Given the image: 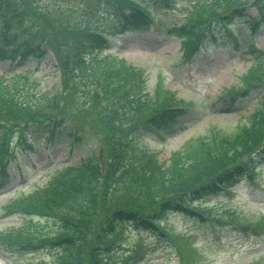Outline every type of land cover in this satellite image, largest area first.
I'll list each match as a JSON object with an SVG mask.
<instances>
[{
  "label": "rangeland",
  "instance_id": "1",
  "mask_svg": "<svg viewBox=\"0 0 264 264\" xmlns=\"http://www.w3.org/2000/svg\"><path fill=\"white\" fill-rule=\"evenodd\" d=\"M39 1L49 12L47 20L52 19V16L59 21L65 19L70 22L75 21L76 15L81 11L80 5L86 2ZM141 1L146 8L156 9L147 0ZM242 1L250 3L253 0ZM169 2L179 11L167 15L154 12L156 31L151 27L126 32L114 38L112 45L102 50L104 55L123 58L133 67L141 68L146 77L147 95L153 96V92L158 90L159 97L162 98L165 91L171 92L176 96L178 105L185 108L184 114L165 130L162 137L135 133L131 119L125 118L121 120V124H115L103 114V101L89 100L91 96L86 92L89 81L83 80L78 86L71 81L63 84L59 76V62L51 49L46 48L47 54L39 60L38 65L36 61H29L23 66L0 62V76L6 74V78L11 77L9 71H15L16 74L28 73L31 79L38 82V89L42 92L52 93L51 95L57 92L60 106L64 105V115L68 117L67 128L73 132L75 139L80 140L73 152L66 142L44 148L41 141H36L33 149L24 153V150L29 149L24 143V130L9 116L7 110L0 108V116L5 118L1 122L8 127L5 140L0 146V160L5 162L10 158L12 161L15 156L17 159L10 163L6 174L10 181L0 188V264H36L42 260L52 264L56 256L54 250L19 249L16 252L2 246L7 238L17 241L18 238L13 239V235L19 228H23V233L35 240L52 237L54 234L56 236L60 232L52 218L13 212L17 208V200L43 187L56 170L77 164L80 159L94 158L101 164L112 152L108 146L117 144L112 140L115 133H120L117 138L124 149V142L130 137L145 135L141 144L144 146L135 147L128 143L126 146L131 148L134 155L156 153L158 161L163 163L166 170L177 160L191 163V159L194 160L191 155L206 154L205 150L209 145L217 150L214 159H222L228 168L238 164L239 159L230 152L231 147L225 145V140L235 137L244 127L250 126L254 114L264 113L259 111L264 109V83L254 90L261 91L260 95H247L237 99L233 105H229L230 100L223 94L241 88L244 77L251 72L253 76L258 74L264 82V58L262 69L258 63L260 55L264 53V27L253 38L250 36L255 44L254 52L245 53L246 42L240 39L246 38V26L241 22L243 18H236L230 24V29L238 39L223 32L224 38L219 34L214 40H206L198 56L190 64H186L191 59H187V55L183 53V37L176 36L174 29H170L174 22L189 11L190 1ZM246 14L255 16L256 6L249 7ZM38 28L40 26L36 27ZM66 38L67 35L61 33L57 36L61 45L75 52V48L67 47L69 41H75L74 36L68 41H65ZM33 44L41 45L42 42L35 40ZM52 45L58 47L53 38ZM77 80L78 78L75 81ZM8 116L11 118H7ZM117 145L120 151L124 150ZM224 147L229 156L218 151H222ZM231 156L235 158L227 162L226 158ZM254 170L253 178L257 184L255 180H237L231 185V190L211 192L194 201L196 210L204 213L203 218L185 210H169L156 221L159 229L154 230L155 236L129 225L123 230L119 246L108 263L264 264V160L257 163ZM84 217L88 219L90 216ZM89 228H93V225ZM86 229L87 227L84 231Z\"/></svg>",
  "mask_w": 264,
  "mask_h": 264
},
{
  "label": "trees",
  "instance_id": "2",
  "mask_svg": "<svg viewBox=\"0 0 264 264\" xmlns=\"http://www.w3.org/2000/svg\"><path fill=\"white\" fill-rule=\"evenodd\" d=\"M140 1L86 0L80 5L81 12L75 21L70 22L59 21L52 16L50 21L47 20L49 12L39 0H0V61L21 65L31 59L40 60L46 50L42 51V45L33 43L41 41L45 48L54 52L63 84L71 81L78 86L83 80L89 81L86 91L91 96L89 100L103 101V114L115 124H121V120L127 118L133 120V128L139 126L144 132L152 130L160 122L174 118L171 112H177L174 96L166 92L160 98L158 90L153 96L147 95L142 70L123 60L98 54L111 43L107 36L112 38L128 30H144L151 25L153 12L145 9ZM147 1L160 12L169 13L174 8L169 0ZM192 2L194 6L174 29L178 36L183 37L182 49L187 59L198 53L204 38L213 39L223 32L230 34L227 28L235 18H244L247 29L252 32L264 25V0H253V4L241 0ZM252 5L257 9L254 17L246 14ZM59 33L67 35L65 41L74 36L75 41H69L67 47L75 48V52L59 43ZM52 38L58 47L52 45ZM249 47V52H254L252 43ZM259 66L262 69L261 63ZM243 80L245 87L263 81L252 72ZM245 92L248 91H228L231 95ZM58 98L56 92L53 95L41 92L38 82L28 73H13L8 79L0 77V108L7 110L24 133L29 134V139L44 136L46 143L68 141L70 147L75 148L80 140L75 139L74 142L72 131L67 128L65 107L60 106ZM9 116L7 118H11ZM3 119L0 116V129L3 131L0 146L8 132L7 125L1 122ZM119 134H113L112 140L124 149L117 138ZM263 139L264 113L257 112L250 126L225 140V145L231 147L230 152L240 162L231 168L222 159H214L217 150L211 145L207 146L206 154H192L194 160L191 159V163L177 160L166 170L157 163L154 154L146 159L138 156L140 159L137 161L128 160L127 142H124L123 151L117 144H110L108 147L112 152L102 166L94 158L83 159L78 164L56 171L44 187L17 200V210L55 220L60 228L56 237L35 241L22 235L26 241L19 243L22 236L18 235L22 231L17 230L13 239L18 238L17 245L30 250L58 246L59 256L53 264H109L125 225L145 231L156 230V221L165 212L193 211L191 202L195 199L219 190L220 186L227 188L230 180L234 181L243 174L248 176L249 167L247 162L243 163V158L260 148ZM218 151L228 155L225 147ZM234 158L227 157L226 161ZM259 158H264V154ZM84 215L90 217L87 219ZM91 225L93 228H89ZM7 239V246L14 244L10 238Z\"/></svg>",
  "mask_w": 264,
  "mask_h": 264
}]
</instances>
